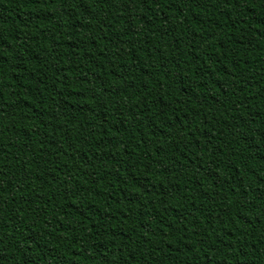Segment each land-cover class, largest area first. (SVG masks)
<instances>
[{"label": "trees", "instance_id": "trees-1", "mask_svg": "<svg viewBox=\"0 0 264 264\" xmlns=\"http://www.w3.org/2000/svg\"><path fill=\"white\" fill-rule=\"evenodd\" d=\"M0 264H264V0H0Z\"/></svg>", "mask_w": 264, "mask_h": 264}]
</instances>
